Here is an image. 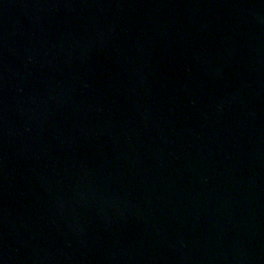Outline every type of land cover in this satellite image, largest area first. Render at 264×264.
Masks as SVG:
<instances>
[{
  "label": "water",
  "instance_id": "1",
  "mask_svg": "<svg viewBox=\"0 0 264 264\" xmlns=\"http://www.w3.org/2000/svg\"><path fill=\"white\" fill-rule=\"evenodd\" d=\"M0 264H264V0H0Z\"/></svg>",
  "mask_w": 264,
  "mask_h": 264
}]
</instances>
